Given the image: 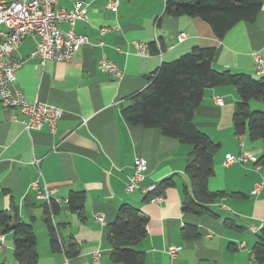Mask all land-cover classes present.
Instances as JSON below:
<instances>
[{"label": "crops", "instance_id": "1", "mask_svg": "<svg viewBox=\"0 0 264 264\" xmlns=\"http://www.w3.org/2000/svg\"><path fill=\"white\" fill-rule=\"evenodd\" d=\"M75 1L56 0L55 7L71 9ZM79 1L85 5L86 19L58 26L83 34L87 42L74 48L68 62L41 64L28 57L15 70L13 86L28 101L38 99L63 109L55 130L44 124L28 131L19 110L0 103V210L16 206L20 218L32 223L35 264H62L65 255L50 246L44 201L36 198L33 183L55 188L52 199H58L57 209L50 216L55 230L62 239L72 236L77 245L69 264H123L111 259L106 228L123 202L147 217L145 235L136 245L144 252L142 264H264L253 252L257 241L264 242V142L234 133L235 87L205 88L194 108L192 122L217 144L206 185L221 194L208 204L211 214L196 215L182 208L183 198L191 194L184 173L191 145L163 135L157 127L131 124L121 112L161 62L194 46L214 49V69L261 77L264 72H256L253 54L264 57V0L253 20L236 22L222 37L198 16L164 14L166 0H119L115 10L107 7V0ZM182 32L186 36L179 40ZM37 41L36 35L26 36L13 55L28 56ZM138 42L148 46L149 55L137 53ZM101 57L120 68L119 76L98 67ZM214 96L224 103L217 104ZM249 104L264 112V100L251 99ZM226 154L256 160L224 164ZM137 156L146 160L147 168L140 188L126 191ZM33 159H38V167ZM164 178H171L172 184L155 200H147L144 187ZM258 183L260 189L253 192ZM70 190L84 191V218L69 209ZM184 227L189 228L188 235ZM12 243L13 232L7 231L0 264H19ZM169 245L180 247L174 258L165 251Z\"/></svg>", "mask_w": 264, "mask_h": 264}, {"label": "trees", "instance_id": "2", "mask_svg": "<svg viewBox=\"0 0 264 264\" xmlns=\"http://www.w3.org/2000/svg\"><path fill=\"white\" fill-rule=\"evenodd\" d=\"M262 0H166L164 14L198 16L208 22L217 37H222L240 20H253L262 6ZM155 43H152L153 47ZM212 47L194 46L189 51L170 61H163L153 74L148 76L145 87L130 96V102L121 110L131 124L157 127L163 135L190 144L191 151L185 164L190 180L191 194L183 198V209L196 215L211 214L208 204L221 192L210 191L207 181L213 171V154L217 144L192 122L194 108L202 100L207 87L232 84L238 95L233 106L234 133H247L252 140L264 142V112L252 109L251 99L264 100V74L254 78L249 73L217 70L212 66ZM264 144V143H263ZM264 157V156H263ZM171 178L155 183L146 194V199L160 196ZM83 190H70L68 207L83 216ZM45 223L50 235L52 249H60L67 257L77 253L72 236L62 239L50 217L57 209L56 202H44ZM127 202L119 205L113 222L107 225V237L111 244V259L123 264L144 263V252L136 245L145 235L147 217ZM188 235L189 228L184 227ZM31 222L20 218L16 206L0 210V233L13 232L14 257L19 264H35L37 260L36 236ZM257 260L264 261V242L257 241L254 247Z\"/></svg>", "mask_w": 264, "mask_h": 264}, {"label": "built area", "instance_id": "3", "mask_svg": "<svg viewBox=\"0 0 264 264\" xmlns=\"http://www.w3.org/2000/svg\"><path fill=\"white\" fill-rule=\"evenodd\" d=\"M56 0H0V103L6 107H15L23 116L22 122L24 128L28 131L39 129L46 124L50 131L55 130L57 121L64 113L61 107L34 99L28 101L24 94L13 86L15 80V70L19 64L28 57H36L42 63L48 60L67 61L74 54L77 46L87 42V37L83 34L76 33L72 28L64 30L58 26V23L65 22L73 25L76 20H85L87 17L85 5L82 1H75L71 9L56 8ZM119 0H107L109 9H117ZM103 29H101L102 31ZM28 35H36L38 41L35 47L30 50L28 56L17 58L13 55L23 38ZM186 34L179 33L178 39L183 40ZM137 53L141 55H149L148 46L142 42L134 43ZM254 68L257 73L264 72V57L258 53H254ZM98 67L113 76H119L120 68L113 63L101 57L98 60ZM214 101L222 105L224 99L220 96H214ZM14 120L16 116L12 117ZM256 160L248 155L234 156L226 154L224 164L233 162H242L247 159ZM146 160L137 156L134 159L133 171L128 175L125 184L126 191H132L140 188V181L144 177V171L147 168ZM32 163L37 166L38 159H33ZM38 167V166H37ZM36 189V198L47 204L51 202L52 195L56 192L55 188L43 185L39 188L33 183ZM155 184L144 187L145 191L153 189ZM261 184L255 185L253 192L260 189ZM159 196L150 200H155ZM58 201L57 198H54ZM98 221H103L102 216L97 215ZM3 234L0 233V247L3 241ZM180 247L177 245H169L165 251L170 258H174ZM62 264H69V257L65 255Z\"/></svg>", "mask_w": 264, "mask_h": 264}]
</instances>
